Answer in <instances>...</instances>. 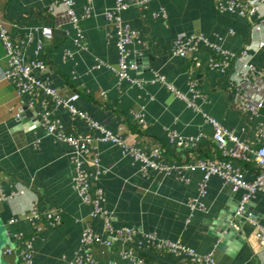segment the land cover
<instances>
[{
	"label": "crops",
	"instance_id": "0c3cea01",
	"mask_svg": "<svg viewBox=\"0 0 264 264\" xmlns=\"http://www.w3.org/2000/svg\"><path fill=\"white\" fill-rule=\"evenodd\" d=\"M0 1L1 17L10 34L24 38L23 59L39 57L47 63L44 70L36 69L34 74L64 95L80 93L77 107L125 141L146 149L161 144L170 162L220 157L214 128L207 120L212 116L241 140L257 146L259 128L264 125V80L245 81L240 89L232 82L239 61L232 58L223 71L209 63L216 56L213 46L218 44L234 57L246 48L253 67L264 68V46L259 47L264 27L261 32L253 30L255 24L264 25V16L220 12L219 4L229 0H152L147 9L132 4L123 12V18L139 33L129 46L130 59L138 65L130 74L144 81L138 84L119 79L116 74L117 35L106 16L114 0H74L78 16L91 6L90 15L77 24L63 13L50 12L49 6L55 0ZM159 10L165 15L154 16L153 12ZM46 26L54 30L50 39L42 37L41 30ZM182 34H203L209 42L201 41L189 58L173 57L172 45ZM7 68L0 40V264H20L15 233H22L33 243L31 264H64L82 252L81 235L90 220V206L81 202L73 186L72 147L48 134L41 122L49 113L61 121L66 132L86 134L89 125L73 118L49 95L40 93L33 104L30 96L20 97L4 76ZM159 76L165 82L156 80ZM191 81H196V88L204 96L193 99L195 106L166 85L173 84L190 99ZM247 104L250 108H245ZM136 115L143 123L136 120ZM172 132L186 140L184 146L178 145V139L172 141ZM95 152L102 173L92 177L93 185L103 191L114 226L130 227L139 233L137 241L130 244L117 240L113 246L95 245V264L125 262L119 251L127 245L148 263L187 264L182 257L148 246V234L181 242L200 254L213 253L216 264H264V246L258 241L250 217L241 230L245 243L232 255L229 248L218 249L220 238L210 234L209 220L228 207L237 209L243 190L236 192L232 183L212 175L201 195L202 170L145 174L141 162L120 146L96 138L84 165L92 173L96 170L92 161ZM253 156L251 152V160L241 162L248 180L258 173ZM21 190L24 193L17 194ZM33 203L41 210L62 211L61 224L38 231L28 218ZM245 205L250 209L245 207L244 212L259 214L257 220L264 224V190ZM11 218L16 221L10 223ZM91 224L102 237H108L101 220H92ZM12 246L16 249L7 252Z\"/></svg>",
	"mask_w": 264,
	"mask_h": 264
},
{
	"label": "built area",
	"instance_id": "2783aa9c",
	"mask_svg": "<svg viewBox=\"0 0 264 264\" xmlns=\"http://www.w3.org/2000/svg\"><path fill=\"white\" fill-rule=\"evenodd\" d=\"M152 0H114V5L106 12L109 20H112L117 35V48L119 54V68L116 74L119 79H127L138 84H143V80L132 77L130 70H137L138 65L130 59V44L138 38V31L134 29L123 18V12L132 4H138L143 9H147ZM74 0H55L49 6L51 13L58 15L63 13L68 17V20L77 24L81 18L88 17L91 13V6H87L81 16H78L73 9ZM61 8L59 11L58 9ZM220 12L238 11L246 16L259 14L264 16V0H229L225 3H220L218 6ZM3 5L0 1V40L5 47V55L8 59V68L4 72L6 79L10 80L20 97L30 96V99L38 98L40 93L51 96L55 104L62 105L68 109L73 118H80L87 122L90 132L86 134L66 132L63 124L59 119L53 118L49 113L45 114L42 119V125L46 132L56 139L68 143L72 149L73 163V186L76 190L81 202L90 206L89 221L82 230L81 245L82 252L75 255L71 259L65 260L64 264H95L96 258L92 253L95 245L105 244L113 246L118 240L122 244H130L137 241L139 233L137 230L130 227H115L112 216L109 210L105 207L104 193L100 188H95L93 185V176L102 173L99 164V156L95 152L92 156V161L96 166L95 172H89L85 168V163L88 159V153L92 146L93 140L99 139L105 142H110L120 146L123 151L131 155L135 160L141 162L143 173L150 171H161L167 174L173 171L180 170H202L204 176L201 182V195L206 192L207 181L212 175H219L226 182L233 184L234 191L243 190L240 206L236 209V215L241 216L245 209V204L250 201L259 190H264V125L259 128L257 146L253 147L247 141L241 140L239 136L232 130L227 129L216 118L207 116V120L214 128V140L219 146L221 153L220 157L216 158H199L195 162H176L167 160V150L161 144H155L152 148L146 149L135 143L125 141L121 135L114 133L106 128L103 124L96 121L92 116L77 107L75 102L80 98V93L74 91L68 95L62 94L57 88L53 87L48 81L38 78L34 74V70H44L46 61L35 57L29 61H25L22 56V50L25 47L24 38L20 36L12 37L1 14ZM154 16L165 15L164 10L153 12ZM263 24H255L253 30L261 32ZM43 38H52L54 30L50 26L43 27L41 30ZM27 38H30L28 36ZM203 41L208 43L209 40L203 34L200 35H180L178 36L171 48V56L178 58H189L197 49L199 43ZM42 39L39 41V48L42 47ZM264 46V38L260 40L259 47ZM216 56L210 60L212 68L223 71L229 64L230 60L236 59L239 61L240 68L235 76L232 77V82H235L241 89L245 81L264 80V68L256 70L248 60L247 49L241 50L237 56H232L228 52L223 51L221 46L214 44L213 46ZM200 66L199 61L196 62ZM156 80L164 81V78L157 77ZM170 90L185 99L189 105L195 106L193 99L204 97L196 88V81H191L190 92L193 98H190L183 92L176 89L173 84H166ZM260 105V103L258 104ZM247 104L245 108H250ZM20 114H17L19 117ZM136 120L141 124L143 119L140 115H136ZM97 136H95V135ZM170 137L173 140L178 139V145L184 146L186 140L183 139L177 132H172ZM232 144L229 146L228 143ZM253 153V161L255 162L258 173L254 179L248 180L244 173V164L241 162L249 161V153ZM23 190L17 194H23ZM193 207L196 206L192 202ZM201 209H205L204 204H200ZM251 215V214H250ZM28 218L38 231L44 228L56 227L63 220V213L60 210H41L36 203H33L28 209ZM101 220L104 230L108 237H102L91 224L92 220ZM16 218H11L10 223H14ZM252 225L255 227L256 236L259 243L264 246V224L250 217ZM14 242L17 244V254L20 258V264H31L33 257V243L30 239L24 237L22 233H15ZM148 246H154L159 250L165 251L172 255L182 257L187 264H216L213 253L200 254L194 248L188 247L181 242L172 240L158 239L155 235H146ZM139 243H141L139 241ZM13 245V243L11 242ZM13 247L7 249V252H12ZM16 249V247H14ZM120 255L125 260L123 263L115 264H153L146 262L132 246H124L120 249Z\"/></svg>",
	"mask_w": 264,
	"mask_h": 264
},
{
	"label": "water",
	"instance_id": "95a60500",
	"mask_svg": "<svg viewBox=\"0 0 264 264\" xmlns=\"http://www.w3.org/2000/svg\"><path fill=\"white\" fill-rule=\"evenodd\" d=\"M245 207L250 209L247 205ZM235 211L236 209L232 207L223 209L215 219L208 222L210 234L220 238L216 247L224 251L229 248L230 254L238 251L245 243L246 237L241 230L246 219L259 217V214L252 212V210L243 212L241 216L236 215Z\"/></svg>",
	"mask_w": 264,
	"mask_h": 264
}]
</instances>
